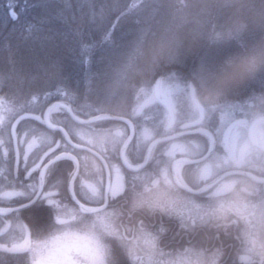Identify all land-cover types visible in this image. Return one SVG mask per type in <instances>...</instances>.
<instances>
[{"label": "trees", "instance_id": "trees-1", "mask_svg": "<svg viewBox=\"0 0 264 264\" xmlns=\"http://www.w3.org/2000/svg\"><path fill=\"white\" fill-rule=\"evenodd\" d=\"M13 2L15 10L19 14L18 19L15 20L5 11L8 0H0V52L5 55V59L0 62V68L7 70L9 67L6 59V50L8 49L15 51L19 48L26 53H32L40 64H44L52 57L54 45H58L59 48L56 55L64 59L65 65H67L70 58L75 56L78 60H83L81 64L82 75L85 71H90L92 75L87 79H82L78 88L74 84L72 87L71 84L70 87L63 86L59 87V89L51 87L44 91L36 92L37 99L35 101H32L31 96L27 95L5 94L3 91H0V95L4 96L5 99H10L12 105L18 107L17 109H20L19 105L21 104L28 105L21 111L42 110L44 112L51 104L61 101L68 104L74 112L83 118H90L103 113L117 114L129 118L135 127V135L126 150V157L131 163H137L142 160L145 148L149 142L166 131L164 124L167 121V114L163 106L154 98L153 91H151L152 88L140 86V79H142L143 73H146L148 78H160L161 82L168 86L173 97L168 96L167 99L176 110L178 118L186 116L183 115V110L187 105L186 99L182 98L181 94L182 92L188 94L191 89L195 90L198 100L206 108V115L208 114L209 117L214 113L217 115L219 112L224 115L220 118H224L225 115L248 118L249 116L264 114V83L260 81L250 83L247 93L241 97L234 96L232 92L219 99H206L198 85L197 79L181 81L179 86L169 79L171 71L184 72L187 70L182 65H173L172 60L164 59L150 62L139 54L141 46L138 44L139 38H144L143 40L146 41L160 35L166 29L171 30L180 22L183 11L182 0H13ZM90 2L96 7L97 11L101 4L105 5L109 19L112 22L118 20L117 30L112 41L109 44L107 43V46H104L105 43H103L104 31H94L90 34L88 32L87 22L90 18ZM138 16H140L139 19ZM78 27L82 33L81 36L76 35ZM29 29H31V34H29ZM121 33H125V35L119 37ZM81 40L89 45H96L98 42H102V44L100 46L96 45L90 55L81 57ZM120 42L126 48L123 51L117 50V47L121 46L117 45ZM72 49H75V51L73 52ZM204 54L203 52L196 54L187 63L189 65L198 64L199 56ZM207 54L215 55L214 53ZM224 54L227 53H222L221 55ZM126 64H130L126 76L135 85L131 93H134L135 89L140 88V91L137 90L136 94L134 93L133 98L134 101L138 98L137 107L134 106L130 110L126 109L123 113H116L111 110H98L95 105L96 102L93 101L91 96L111 89L114 86L115 75L120 72H126ZM71 87L72 89H70ZM176 91L181 93L179 92L178 94ZM45 92L50 94L46 96ZM146 92L149 94L147 95ZM174 95L176 96L174 97ZM29 101H31L30 105L28 104ZM158 109L162 110V112L158 111ZM50 121L53 124L64 126L70 136L78 142H88L85 138L82 139L81 136L77 135V129L79 128L96 132L99 130L111 132L114 129H119L122 133L124 131L126 133L128 129L126 123L114 119H104L85 126L86 124L73 120L70 114L61 107L54 109L50 113ZM208 123L206 124V120H204V125L208 127V130L217 141L219 136L210 120H208ZM143 124H147L149 128L144 127ZM53 130L51 128L45 129L46 134L54 141L58 137L55 135L56 132H52ZM187 138H193V136L189 135ZM203 138L207 144L209 138L207 136H203ZM64 140L65 144H62L61 148L65 150V145H67V151L71 150L73 147L66 139ZM164 144L167 145L168 143ZM90 145L93 144L90 143ZM118 146H113L111 142L104 141L103 146L100 144L99 147L94 145L91 147L104 157H107L109 163L116 166H124L119 154L120 145ZM160 146L161 144L156 145L150 162L142 169L137 170L136 174L141 176V178H146V174L152 172L156 165L162 164L160 166L164 168L170 161L171 157L169 154L163 156L164 152L157 151ZM76 156L81 161L80 174L84 175V179L86 177L93 178V166H98L100 162L90 152L81 149L77 150ZM88 159L91 165L90 171L92 170L90 176L88 167H85ZM72 163L63 160L58 163L56 171L62 173V170L66 169L69 173L73 167ZM150 181V178H146L143 184L142 182L140 184L145 186L150 184ZM60 189L59 200L68 202L65 199L63 183L60 184ZM133 189L129 191L126 199V202L130 204L135 201ZM77 192H79V189ZM26 215L28 218L36 216L35 211L25 212L23 217ZM90 218L93 220L92 217H85L88 220ZM4 220H8V217L0 218V228H2ZM0 243H9L8 237L0 236ZM17 258L24 259L22 255L20 257L9 256L13 264H15Z\"/></svg>", "mask_w": 264, "mask_h": 264}, {"label": "snow or ice", "instance_id": "snow-or-ice-1", "mask_svg": "<svg viewBox=\"0 0 264 264\" xmlns=\"http://www.w3.org/2000/svg\"><path fill=\"white\" fill-rule=\"evenodd\" d=\"M90 18L87 22V29L89 34L94 31H104L103 43H110L113 39L114 33L117 30L118 20L112 22L106 12L105 5L101 4L99 10L89 3ZM5 11L11 16L13 20L18 19V13L15 10L13 0H8ZM110 25V27H108ZM31 34V29H29ZM76 35L81 36L82 33L78 27ZM246 41L243 39L237 41V46L244 47ZM96 45H89L80 41V56L90 55L92 49ZM59 46L54 45L52 58L40 64L35 55L26 53L19 48L15 51L11 49L7 51L8 69L0 68V91L7 89L8 92L18 96H31V100L35 101L36 92L44 91L51 87L60 86L68 87L74 84L77 88L80 86L82 79L91 77L90 71L83 72L81 64L83 60H78L75 56L68 60L67 65L64 59L56 55ZM126 48L121 45L117 47L118 51H123ZM74 52L75 49H72ZM196 56L190 54L172 60L173 65H182L187 70L184 72L171 71L169 79L179 86L181 81L197 79L203 68L209 64L214 63L219 57L218 55H204L199 56V63L189 65L187 61ZM5 59L4 53L0 52V62ZM254 81L264 83V75H261L250 81L236 90L233 95L241 97L247 93L248 86ZM50 93L45 92V95ZM5 97L0 95V106L4 104ZM31 101L28 102L30 105ZM25 104L19 105L23 110ZM8 111H16L15 107H9ZM52 111L51 108L48 110ZM36 120L40 117L36 116ZM5 122V116L0 114V125ZM81 123H85L82 121ZM54 128V125H49ZM65 137L69 136V132L60 129ZM25 132V136H28ZM12 136L16 135L15 125H13ZM77 135L84 138V134L77 131ZM94 142L93 138L89 136V142ZM44 134L33 135L30 142H28V151L40 146L43 151L42 157H39L41 163L34 169L29 170L27 164L25 166L26 176L19 181L18 186L13 187L11 191H3L0 187V199L3 198H18L21 202L17 207L4 208L0 207V218L6 217L9 214L14 215L13 220H5L6 228L0 229V236H7L9 243H0V264H13L9 256L20 257L17 258L15 264H112V261L117 253L116 246L109 243V239L118 242L119 248L126 250V261L122 264H145L144 259L136 253L134 241L137 240L136 233L141 237L148 236L155 240L164 231V218L175 219L179 225L184 229L186 223H191L195 226V220L180 209H168L161 211L159 216H153L149 219L151 222L146 223L145 218H140L131 223L130 227H125L121 232L120 227L115 223L116 219L123 215V211L117 212L113 205L117 202L126 204V199L130 190H132L140 176L136 174L137 170L124 166H116L108 162V158L103 155L99 157L100 163L98 166H93L92 176L90 180H82L79 187V192L75 190L72 184L68 185V190L71 191V198L78 205V210L83 217H92L93 222L86 229L72 230L73 214H69L66 206H62V202L54 197L59 196V186L63 182L58 178L56 182L49 185L46 182V177L56 175V169L59 162L67 160L74 162L77 170L80 169V160L75 155H71L67 151V145L61 155L57 152L61 151V146ZM71 143V141H69ZM101 146L104 140H100ZM5 141L0 139V147H3ZM80 146L73 145V148ZM5 156L7 149L4 150ZM28 154L25 152V161L27 162ZM107 170V173H105ZM33 172L39 173V179L33 178ZM70 179L74 183L76 180V173L70 172ZM80 196L81 199H77ZM95 205V206H89ZM45 208V212L41 215L31 216L30 225L25 223L23 218L25 212H29L35 207ZM157 218V219H153ZM159 225V226H158ZM44 237L43 239L34 240L33 236ZM248 245L249 242L245 238L240 242V251L233 258L229 257L228 264H248ZM218 257L226 255V250L217 249Z\"/></svg>", "mask_w": 264, "mask_h": 264}, {"label": "flooded vegetation", "instance_id": "flooded-vegetation-1", "mask_svg": "<svg viewBox=\"0 0 264 264\" xmlns=\"http://www.w3.org/2000/svg\"><path fill=\"white\" fill-rule=\"evenodd\" d=\"M36 112L43 115L42 110H37ZM88 124L89 123L85 126H88ZM143 125L149 128L147 124ZM257 125L258 124L255 125L253 133ZM164 126L166 131L155 138L166 137L180 131L176 130L177 122L170 129H168L167 122ZM192 126L193 128H198L200 125ZM201 126L203 128H208L203 124ZM46 128L48 129L49 127L44 121L25 119L17 126V140L15 143L12 139L10 125V146L3 147L0 150V187L2 183H4L6 187L3 191L13 190V187L18 186L19 181L25 178L26 173L24 169L26 164L29 170L34 169L35 164L46 148L42 150L40 155L35 157L36 154L41 151L40 146L38 145L31 151H28L27 145L28 142L31 141L33 135H39L40 133L46 134ZM25 132L29 133L28 136H25ZM52 132H56L55 135L58 137L54 140L55 142H58L60 146L65 144L64 139L66 138L59 129H54ZM103 132L105 134L109 133L108 130ZM195 135L202 134L196 133ZM116 136L122 137V131ZM105 141L108 142V140ZM201 141V143H203V151L199 154L192 155L189 152L190 150H199L193 138L184 136L176 139L162 140L161 143H159L161 146L158 147L157 151L160 150L164 152L163 156H166V154L170 155L171 159L168 164L164 168L160 166L162 164H158L152 172L146 174V178L151 179L149 182L150 184L142 186L140 182L143 184L146 178H141L140 176V181L137 182L133 189L135 201L132 204L126 202L124 206L123 202H117L113 205V208L117 212L123 211V215L115 221L116 225L120 227L121 232H123L125 227H130L131 223H135V221L140 218H145V222L149 223L151 221L147 218L159 216L161 211H167L168 209L183 210L190 214L195 220L194 227L191 223H186L184 229H182L177 220L164 218L162 225L164 231L155 240L148 236L141 237L139 233H136L137 240L134 241L135 248L147 249L145 252L136 250L139 256L144 258H157V255H160V257L168 260V264H228L229 257L231 256L234 258L240 251L241 240L246 238L249 243L264 242L263 236L254 234L256 229L251 231L253 228H257L258 230V227L264 226V161H261L264 158V143L256 139V137H254V139L249 137L254 152H260L262 155L254 154L256 155L254 158L252 153H250L252 159L256 160L253 162L250 161L248 164H243L241 162L232 164L228 157H225L215 164H210L214 152L228 151L229 149V143L224 147L219 141H216L214 151L206 159L193 163H184L181 166L180 181L182 184L192 190L202 189L201 192L188 191L187 189H182L177 183L174 165L172 164L180 158L197 160L203 157L208 150V146L204 138L201 139ZM164 143L168 144L165 145ZM189 143H192V145ZM87 144V142L84 143V145ZM149 144L145 148L142 160L145 158ZM187 145H189V147L185 148ZM155 148L156 146L153 148L148 162H150L153 157ZM5 149H7L6 156L4 154ZM63 150L64 148H61V151L57 152V155H61ZM77 150L79 149L72 148L68 150V152L76 156ZM25 152L28 154L27 162L25 161ZM72 164L73 167L70 169L69 173L66 169H63L62 173L56 171V175L46 177V182L52 185L58 178L62 179L65 199L68 201L62 202V206H66L67 212L73 214L71 217L73 220L72 230L75 231L77 230V226H79L78 229H86L90 224L88 219L81 217L80 213H78V205L72 200L68 185L72 184L77 191L82 180H90L92 178L86 177L84 179V175L80 174L81 161L80 169L77 173L75 163L73 162ZM86 166L88 167L90 176L92 171H90L91 165L89 159L87 164L85 163V167ZM205 170L212 172V175L204 178L203 174ZM70 172L76 173V180L74 183L70 179ZM33 178L38 180L39 173L33 172ZM13 182L14 184L12 185ZM204 186H206V189H203ZM58 191L60 195V186ZM156 193L162 194L161 197L156 195ZM172 194L178 196L169 198ZM58 197L60 196L54 198L59 200ZM77 197L81 199V197ZM81 201L84 202L82 199ZM20 202L21 201L15 197L11 199H0V205L7 208L17 207ZM30 211H35V215H41L45 212V208L37 206ZM26 216L23 217L25 223L30 225V218ZM7 217L8 220L14 219L13 214H9ZM245 224L251 227L249 228L250 233L241 234L242 227ZM3 228H6L5 223H3L0 229ZM43 238L44 237L33 236L35 240ZM109 242L113 244V246L114 243H117L118 246V242L111 238ZM217 249L226 250V255L218 257L216 253ZM122 254L126 255V251L123 250Z\"/></svg>", "mask_w": 264, "mask_h": 264}, {"label": "clouds", "instance_id": "clouds-1", "mask_svg": "<svg viewBox=\"0 0 264 264\" xmlns=\"http://www.w3.org/2000/svg\"><path fill=\"white\" fill-rule=\"evenodd\" d=\"M182 8L174 28L142 42L139 54L144 59L218 55L197 78L206 99L227 96L264 75V0H182ZM241 39L244 47L237 46ZM246 254L248 264H264V242L249 243Z\"/></svg>", "mask_w": 264, "mask_h": 264}, {"label": "rangeland", "instance_id": "rangeland-1", "mask_svg": "<svg viewBox=\"0 0 264 264\" xmlns=\"http://www.w3.org/2000/svg\"><path fill=\"white\" fill-rule=\"evenodd\" d=\"M139 17L140 16H138V19H139ZM124 35H125V33H121L119 37H121V36L123 37ZM143 39L144 38L138 39L139 45H141L142 42L145 41ZM101 44H102V42H98L96 45L100 46ZM108 44H104V46H107ZM121 44H122V42L118 43L117 45H121ZM129 66H130V64H126L127 69H125V71H126L125 73L120 72V73H117L115 75L114 86L111 89H107V91H103V92H98L97 94L95 93L94 96H91L93 101L96 102L95 105L97 106L98 110H101V111H107V110L110 111L111 110V111H114L116 113H123V112H125L126 109L130 110L134 106L137 107L138 98L136 99V101H134L133 98H134V93L137 90H139L140 88L135 89L134 93H131L132 89L135 88V85H134V83L132 84L131 81L126 76L127 71H129V69H128ZM141 77H142V79H140V81H141L140 86H143V87L146 86V88H152L151 91H153L155 80L157 78H155V79L154 78L153 79L148 78L146 73H143V75ZM71 86L73 87L74 85L72 84ZM60 87H63V86H60ZM69 87H70V85H69ZM72 87L70 89H72ZM160 88H161L163 95H165L166 97H168V96L173 97L172 93L170 92V90L168 89V86L166 84L161 82ZM3 92L5 94L10 93V92H8L7 89H4ZM176 92L179 94L180 91H176ZM195 93L196 92L193 89H191L190 93H188V94H186L185 92L184 93L182 92L181 97L186 99V104H187L186 108L183 110V115L184 116L186 115V116L184 118H180V117L177 118L176 130L184 131L185 129L191 127L192 122L199 117V110H198L197 106L193 103L192 98H191L192 96H195L197 98ZM148 94L149 93H147V95ZM175 96L176 95H174V97ZM139 97H140V95H139ZM92 99H91V101H92ZM9 107H15L16 111H12V112L8 111ZM17 108L18 107L16 105H14V106L12 105V103L10 102V99H5L4 104L2 106H0V114H3L5 116L4 124L0 125V139H3L5 141V144L3 145V147H7V146L9 147L10 146V134H9L10 125H11L12 121L14 120V118L19 113L22 112L21 109H17ZM160 111L162 112V110H160ZM204 111L206 114V108L204 109ZM218 112H216V113H218ZM258 115L249 116L248 117L249 120L246 123H241V124H238L237 126L234 127V129L232 130L230 137H229V149H228V151L214 152L212 159L210 161V164H215V163L223 160L225 157H228L232 164H237L239 162H241L243 164H246V163L248 164V163H250V161L253 162L254 160H256V159H252V156H254V158H255V156L258 154L262 155V153H260V152H257V151L254 152V150L252 149L251 143L249 141V136H248L249 125H250L251 121L253 120V118H255V116H258ZM223 116L224 115H222L221 112H219L217 115L214 113L210 117L207 114V115H205V119H204V120H206V124L208 123V120L211 121V124L215 128L216 133H218L219 140H222L223 132H224L225 128L227 127V125L237 117L235 115H225L224 118H220ZM208 124H210V123H208ZM78 131L84 134V138H86V140L88 142H89V136L92 137L94 142L90 141V143L93 144L95 147L100 146V144H101L100 140L101 139H103L104 141L108 140L109 143L111 142L113 146H117V147H119L118 145L122 146L123 143L125 142V140L128 138V135H129V129L126 130V133L124 131V133H123L124 136H122V137L116 136L119 134V132H121L119 129H114L107 134H105L101 130L96 132V131H92V130L90 131L87 129L85 130L83 128H79ZM254 135H255L256 139H258L264 143V121L260 122L256 126ZM202 137H203V135H195L193 137V141H196L197 146L199 147V150H196V151L190 150L189 152L192 155L199 154L203 151V143H201L202 142L201 139H203ZM189 144L192 145V143H189ZM3 147H0V150ZM188 147H189V145H187V147H185V148H188ZM252 150H253V152H252ZM148 151H149V149H148ZM148 151L146 150L147 154H148ZM41 152H42V150L38 154H36L35 157L40 155ZM250 153H252V156ZM254 154H256V155H254ZM261 161L263 162L264 158ZM172 165H174V163ZM214 172H215V170H214ZM210 175H212V172H208L207 170H205L203 177L207 178ZM13 184H14V182L12 183V185ZM1 187L3 189L6 188L4 183H2ZM156 195L161 197L162 194L156 193ZM167 196H170V195H167ZM175 196H178V195L172 194L171 197H169V198H173ZM0 207H4V206H0ZM242 228L243 229H242L241 234L250 233L249 228H251V227L248 226V224H245ZM255 229L257 230V228H253V229H251V231H253ZM260 229H262L261 235H264V226ZM260 229L256 232V234H259ZM114 246H117V243H114ZM135 249L142 251V252H145V250H147L146 248H135ZM122 251H123V249H121V248H119V246H117V253H116V255L112 261V264H122L123 261H126V259H127L126 255H123ZM142 258L144 259L145 264H168L167 263L168 260L163 258V257H160V255H157V258H144V257H142Z\"/></svg>", "mask_w": 264, "mask_h": 264}, {"label": "water", "instance_id": "water-1", "mask_svg": "<svg viewBox=\"0 0 264 264\" xmlns=\"http://www.w3.org/2000/svg\"><path fill=\"white\" fill-rule=\"evenodd\" d=\"M154 96L155 98L161 103L163 104L166 109L168 110V113L170 115V119H169V123H168V128L172 127L174 125V122H175V116H174V110H173V107L171 106V104L163 97L162 93H161V90H160V79H157L156 82H155V85H154ZM193 102L197 105L198 109H199V112H200V117L194 122V124H199L202 120V117L204 115V108L203 106L198 102V100L196 99V97H193L192 98ZM55 106H61V107H64L68 110V106L62 102H56L55 104H52L49 108H52V107H55ZM48 108V110H49ZM36 116H39L40 119L39 121H42L43 118L42 116H40L39 114L37 113H33V112H24V113H21L20 115H18L16 117V119L13 121L12 125H11V133H12V129H13V125H15V130L18 126V124L23 120V119H28V118H32V119H35ZM100 117V116H99ZM98 117V118H99ZM107 117H111L112 119H116V120H120V121H124V122H127L129 123L130 125V129H131V133H130V136H129V139L127 140V142L124 144L123 146V150L126 148L128 142L130 141V139L133 137L134 135V125L130 122V120L128 118H125V117H121V116H116V115H109ZM97 117H94V118H90L88 120H81V121H84V122H91V121H94L96 120ZM264 119V116H259L257 117L253 122L252 124L250 125V138L251 139H254V135H253V131H254V127L255 125ZM245 121V119H237L233 122H231L228 127L226 128L225 130V133H224V136H223V144L224 146H227V143H228V139H229V135L233 129L234 126H236L238 123L240 122H243ZM55 128H58V129H63L62 127L60 126H56ZM199 129H191L189 131H185V132H179V133H176V134H172V135H169V136H166V137H163L162 139H165V140H168V139H174L176 137H179L183 134H187V133H192V132H196L198 131ZM69 141H71V144L73 145H77L76 143H74L71 138L68 136L67 137ZM12 139L13 141L16 143V140H17V134L15 136H12ZM160 139H155L152 143H151V146L155 145ZM80 148H84V149H87L89 150L93 155H95L97 158L101 157V155L93 150V149H90L88 147H85V146H81L79 145ZM215 144H214V140L212 139V148L211 150L214 148ZM56 146H54L53 148H55ZM210 150V151H211ZM210 154V152H208V154H206L205 156L197 159V160H194V159H183L185 160L186 162H189V163H193V162H198V161H202L204 160L205 158L208 157V155ZM41 163V160H39V162L34 166L37 167L39 164ZM193 192H199L198 190H192Z\"/></svg>", "mask_w": 264, "mask_h": 264}]
</instances>
